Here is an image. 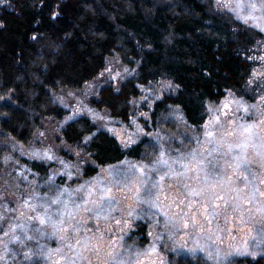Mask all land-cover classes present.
<instances>
[{"label": "rangeland", "instance_id": "374dc122", "mask_svg": "<svg viewBox=\"0 0 264 264\" xmlns=\"http://www.w3.org/2000/svg\"><path fill=\"white\" fill-rule=\"evenodd\" d=\"M213 3L263 35L250 52L247 98L227 93L194 128L175 106L153 114L155 103L176 90L162 79L140 88L129 122L121 123L92 105L102 87L118 88L135 73L116 54L82 88L52 92L67 110L63 120L44 121L28 145L0 132V264H170L169 256L233 264L264 257V0ZM77 117L123 149L145 139L142 155L85 177L92 164L85 145L61 137ZM28 161L45 164L48 173L38 175ZM208 188L214 198L190 192ZM149 190L158 199L149 200ZM137 222L146 225L147 242L132 236Z\"/></svg>", "mask_w": 264, "mask_h": 264}, {"label": "trees", "instance_id": "16d2710c", "mask_svg": "<svg viewBox=\"0 0 264 264\" xmlns=\"http://www.w3.org/2000/svg\"><path fill=\"white\" fill-rule=\"evenodd\" d=\"M262 38L260 31L217 11L213 0H7L0 6V98L5 99L0 132L28 145L44 121L67 115L51 93L82 88L113 54L135 73L118 88L102 87L92 100L95 108L126 124L140 88L169 80L176 90L155 103L153 114L175 106L189 126L200 127L209 107L227 93L247 98L254 67L250 52ZM61 137L68 145H85L92 161L83 168L87 178L138 159L145 147L144 139L123 149L85 117L66 122ZM27 164L40 176L49 171L40 162ZM135 228L132 236L147 242L146 225L137 222ZM169 261L204 264L183 256ZM233 264H264V257Z\"/></svg>", "mask_w": 264, "mask_h": 264}, {"label": "snow or ice", "instance_id": "6c2138e0", "mask_svg": "<svg viewBox=\"0 0 264 264\" xmlns=\"http://www.w3.org/2000/svg\"><path fill=\"white\" fill-rule=\"evenodd\" d=\"M209 135H211V133H209ZM156 163H160V164H165L166 165L167 161L160 160V161H157ZM206 179H207V177H206ZM190 192L194 196H200V195H204L205 193H207L208 198L211 199V198L215 197V193L211 191V188L202 189L200 191H197L196 189H190ZM154 195H156V198L158 199V194H153L150 190L147 192V197L149 198V200H152ZM153 206L154 207L156 206L155 203H153Z\"/></svg>", "mask_w": 264, "mask_h": 264}]
</instances>
